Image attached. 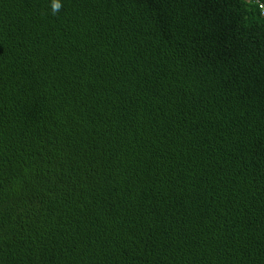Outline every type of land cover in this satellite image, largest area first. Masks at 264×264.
<instances>
[{"label":"trees","instance_id":"trees-1","mask_svg":"<svg viewBox=\"0 0 264 264\" xmlns=\"http://www.w3.org/2000/svg\"><path fill=\"white\" fill-rule=\"evenodd\" d=\"M258 1L0 0V264H264Z\"/></svg>","mask_w":264,"mask_h":264},{"label":"clouds","instance_id":"clouds-1","mask_svg":"<svg viewBox=\"0 0 264 264\" xmlns=\"http://www.w3.org/2000/svg\"><path fill=\"white\" fill-rule=\"evenodd\" d=\"M59 7H60V4L58 2H53L51 4V9L53 12H56L59 9Z\"/></svg>","mask_w":264,"mask_h":264},{"label":"built area","instance_id":"built-area-1","mask_svg":"<svg viewBox=\"0 0 264 264\" xmlns=\"http://www.w3.org/2000/svg\"><path fill=\"white\" fill-rule=\"evenodd\" d=\"M258 2H259V6L262 9V12L264 14V3L263 2H260V1H258Z\"/></svg>","mask_w":264,"mask_h":264}]
</instances>
